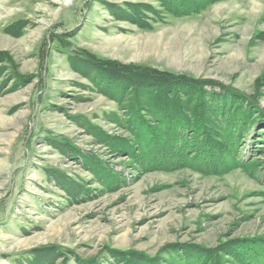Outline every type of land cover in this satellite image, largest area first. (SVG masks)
Masks as SVG:
<instances>
[{
    "label": "rangeland",
    "instance_id": "1",
    "mask_svg": "<svg viewBox=\"0 0 264 264\" xmlns=\"http://www.w3.org/2000/svg\"><path fill=\"white\" fill-rule=\"evenodd\" d=\"M128 8L142 25L117 17ZM70 46L100 62L218 81L264 110V0H218L179 17L157 0H0V264H117L118 250L166 260L167 245L264 239L259 172L142 169L109 138L131 137L120 91L153 90L140 85L152 77L131 70L123 81L100 65L90 74ZM259 133L264 123L246 136L245 159L264 161ZM90 162L124 181L108 187Z\"/></svg>",
    "mask_w": 264,
    "mask_h": 264
},
{
    "label": "trees",
    "instance_id": "2",
    "mask_svg": "<svg viewBox=\"0 0 264 264\" xmlns=\"http://www.w3.org/2000/svg\"><path fill=\"white\" fill-rule=\"evenodd\" d=\"M157 1L161 9L179 17L198 14L218 0ZM141 5H144L141 9L145 13H154L157 10L152 5ZM126 11H120L117 17L133 24H143L137 11H132L131 8ZM23 24L24 21L18 20L4 30L10 33L13 29L21 28ZM55 36L58 38L63 35ZM68 49L82 55L79 57L81 66L90 74L94 65H100L103 75H111L123 81L130 79L131 70L142 78L152 77L146 78V83L140 84L145 85L144 88H153L145 92H139L130 86H127L128 91H120L118 87L108 88L101 80L98 85L116 94L120 91L123 96L121 119L131 137L128 141L122 138H109V141L110 144L120 146L121 150H126L132 161L142 169L170 171L188 167L204 174L220 175L240 168L252 176L259 172L264 177L262 158L245 159L243 156L246 136L256 124L264 123V110L259 106L257 96L214 80H200L157 69L143 70L112 61L100 62L90 53L76 50L72 46ZM1 57H4L2 53ZM153 79L155 80L152 81ZM256 83L264 85V75ZM262 134L264 133H259ZM68 150L76 154L74 149ZM97 164L98 162H90V167L94 169L93 173L107 179L104 183L108 187H112L110 184L117 177L124 181L122 174L100 169ZM54 175L56 180L67 187L68 183L59 173ZM66 191L71 192L67 189ZM186 245L188 246H166V249L170 248L169 253L174 259L161 260L146 254L142 258L127 254L125 258L123 254L126 252L122 250L116 251L118 254L114 257L118 260L117 264H226L230 260L239 264H264V239L257 237L233 238L220 242L215 247ZM221 254L226 257L222 258Z\"/></svg>",
    "mask_w": 264,
    "mask_h": 264
}]
</instances>
